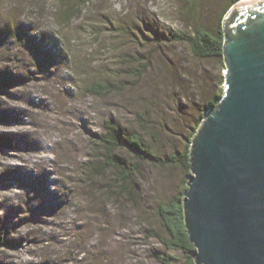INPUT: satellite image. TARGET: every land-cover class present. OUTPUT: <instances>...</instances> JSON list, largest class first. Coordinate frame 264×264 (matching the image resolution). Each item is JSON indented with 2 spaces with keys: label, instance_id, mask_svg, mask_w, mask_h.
I'll return each mask as SVG.
<instances>
[{
  "label": "rangeland",
  "instance_id": "obj_1",
  "mask_svg": "<svg viewBox=\"0 0 264 264\" xmlns=\"http://www.w3.org/2000/svg\"><path fill=\"white\" fill-rule=\"evenodd\" d=\"M229 2L0 0V72L17 80L0 89V136L11 141L0 148V264H157L155 208L188 190L191 172L143 163L131 200L107 196L109 178L88 182L82 165L100 155L93 134L108 119L159 158L185 152L196 105L226 70L165 37L216 33ZM66 5L77 9L69 24ZM94 81L125 88L97 97Z\"/></svg>",
  "mask_w": 264,
  "mask_h": 264
},
{
  "label": "water",
  "instance_id": "obj_2",
  "mask_svg": "<svg viewBox=\"0 0 264 264\" xmlns=\"http://www.w3.org/2000/svg\"><path fill=\"white\" fill-rule=\"evenodd\" d=\"M223 96L189 153L184 222L195 264H264V0L222 22Z\"/></svg>",
  "mask_w": 264,
  "mask_h": 264
},
{
  "label": "trees",
  "instance_id": "obj_3",
  "mask_svg": "<svg viewBox=\"0 0 264 264\" xmlns=\"http://www.w3.org/2000/svg\"><path fill=\"white\" fill-rule=\"evenodd\" d=\"M242 0H230L226 13ZM76 7L65 6L61 12L60 21L69 24L74 18ZM169 43L184 44L189 48L191 55L199 61H222L224 35L222 28L216 33L208 31L204 27H196L193 32H168L165 37ZM143 72L138 71V77ZM17 80L7 71L0 72V89L9 88ZM224 78L218 77V83L213 93L203 95L197 103L198 119L192 128L188 139V145L184 153H175L166 159L159 158L153 152L152 147L135 130L121 127L112 119L105 121L102 133L93 134V142L98 147L100 155L87 160L82 166V171L88 182L109 178L102 185V190L107 196H115L118 199H135L136 190L134 178L138 174L143 163L156 166H181L190 171L189 153L194 137L202 124L206 114L213 110L223 96ZM125 87L114 86L109 81H94L87 88V92L93 96L104 97L115 91H122ZM141 122L143 118L138 115ZM11 141L4 135L0 136V148H10ZM132 162H131V160ZM101 188V187H100ZM187 189L180 194L172 196L168 201L161 202L155 208V216L159 224V230L149 229V238H154L160 245V249H152L151 257L157 264H195L193 254L195 248L189 241L184 222L183 200ZM8 246L0 238V246Z\"/></svg>",
  "mask_w": 264,
  "mask_h": 264
}]
</instances>
